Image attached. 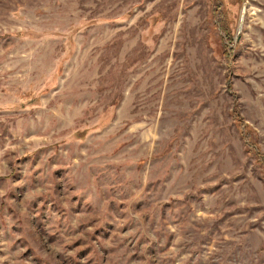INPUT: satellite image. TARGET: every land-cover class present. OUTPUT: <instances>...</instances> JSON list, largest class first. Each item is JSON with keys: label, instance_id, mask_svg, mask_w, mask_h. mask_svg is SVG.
I'll return each mask as SVG.
<instances>
[{"label": "rangeland", "instance_id": "obj_1", "mask_svg": "<svg viewBox=\"0 0 264 264\" xmlns=\"http://www.w3.org/2000/svg\"><path fill=\"white\" fill-rule=\"evenodd\" d=\"M0 264H264V0H0Z\"/></svg>", "mask_w": 264, "mask_h": 264}, {"label": "water", "instance_id": "obj_2", "mask_svg": "<svg viewBox=\"0 0 264 264\" xmlns=\"http://www.w3.org/2000/svg\"><path fill=\"white\" fill-rule=\"evenodd\" d=\"M245 6H243V13H244Z\"/></svg>", "mask_w": 264, "mask_h": 264}]
</instances>
